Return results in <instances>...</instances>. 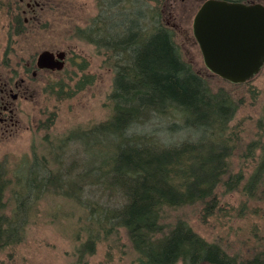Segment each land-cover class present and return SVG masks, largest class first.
Segmentation results:
<instances>
[{
  "label": "trees",
  "instance_id": "obj_1",
  "mask_svg": "<svg viewBox=\"0 0 264 264\" xmlns=\"http://www.w3.org/2000/svg\"><path fill=\"white\" fill-rule=\"evenodd\" d=\"M162 1L102 0L103 9L92 23L76 28L81 38L114 59L110 115L70 131L53 158L35 153L29 165H19L11 217L3 213L11 180L0 162V250L22 240L39 201L50 194L83 208L81 230L87 239L82 255L93 253L100 241L119 245L124 231L138 264H239L222 246L199 235L189 220L171 212L197 206L203 218L225 215L230 210L222 191H240L264 202V141L248 144L254 163L249 173L234 172L228 157L241 140L230 127L235 103L227 90L214 92L183 58L174 29L164 22ZM16 4L12 22L20 27L22 6L19 0ZM153 122L155 129L137 131ZM181 134V140L172 141ZM93 137L98 139L93 142ZM103 139L111 142L109 153L97 163L88 162L91 146ZM71 145L82 152L81 160L56 165ZM257 148H262L260 155L252 154ZM89 191L113 203L94 201ZM241 204V209L248 206ZM259 255L253 264H264Z\"/></svg>",
  "mask_w": 264,
  "mask_h": 264
},
{
  "label": "rangeland",
  "instance_id": "obj_2",
  "mask_svg": "<svg viewBox=\"0 0 264 264\" xmlns=\"http://www.w3.org/2000/svg\"><path fill=\"white\" fill-rule=\"evenodd\" d=\"M16 1L0 0V76L9 69V77L20 80L25 76L24 65L43 50H64L68 57L60 72L40 71L36 80L32 79L31 73L27 76L29 79L15 102L18 123L8 130L0 127V162L11 180L5 192L3 210L9 217L15 209L12 190L16 186L14 172L19 165L23 162L29 165L35 153L39 157L44 153L51 154L53 158L60 153L57 144L70 131L89 128L107 119L112 109L109 96L115 77L114 59L108 51L98 49L76 32L78 27L89 26L102 11V0H38L40 7L26 15L28 21L22 15L24 23L20 27L12 22V15L18 14L15 13ZM203 1L164 0L160 6L164 22L175 31L183 58L207 79L214 92L223 88L233 99L236 113L230 127L238 131L241 140L228 158L234 172L243 170L247 175L254 164L252 155L247 152L248 144L260 139L264 141V69L244 84L230 83L207 69L193 34V19ZM249 1L264 4V0ZM156 127L157 123H148L137 131ZM184 134L172 141L181 140ZM96 139L93 137L92 141ZM106 141L103 139L101 144L91 146L88 162L97 163L109 153L112 145ZM164 141L169 143V139ZM62 151L63 155L58 162H52L53 165L66 167L81 160L82 152L79 153L75 146H67ZM261 151L262 148H257L252 154L260 155ZM89 192L94 201L113 203L108 196L100 199L98 193ZM222 193L230 210L225 215L216 213L203 218L199 216L197 206L171 213L189 220L199 235L222 246L239 264H253L251 259L257 254L264 261V202L240 191ZM47 195L39 201L22 231V240L0 250V264H138L124 231L119 245L100 241L93 253L82 255L80 250L87 239V233L81 230L83 208L62 196ZM244 201L248 206L241 209ZM256 206L261 208L258 212H254ZM73 212L78 215H72Z\"/></svg>",
  "mask_w": 264,
  "mask_h": 264
},
{
  "label": "water",
  "instance_id": "obj_3",
  "mask_svg": "<svg viewBox=\"0 0 264 264\" xmlns=\"http://www.w3.org/2000/svg\"><path fill=\"white\" fill-rule=\"evenodd\" d=\"M193 34L207 69L233 83L244 84L264 68V4L204 0L193 19ZM66 51L43 50L39 69L65 66Z\"/></svg>",
  "mask_w": 264,
  "mask_h": 264
},
{
  "label": "flooded vegetation",
  "instance_id": "obj_4",
  "mask_svg": "<svg viewBox=\"0 0 264 264\" xmlns=\"http://www.w3.org/2000/svg\"><path fill=\"white\" fill-rule=\"evenodd\" d=\"M22 10H20L21 15H25V21H28L27 14H33L36 12V9L40 7V2L38 0H19ZM251 3V1L247 2V4ZM10 11V10H9ZM8 11V14H9ZM55 53H57V50H50ZM37 57L31 62L24 65V77H21L20 80L15 81L13 78H10L7 72H9V69L7 72H5L2 76H0V127L1 129L8 130L11 126L16 125L18 123V119L16 118V106L15 102L20 97V93L22 92V88L24 84L26 83L27 79H29L27 76H32L33 80H36V77L38 76V73L40 71L48 70V71H54V72H60L64 70L63 69H39L37 67ZM68 53L66 52L65 57V65L67 62ZM264 69V68H263ZM262 69V70H263ZM31 79V80H32Z\"/></svg>",
  "mask_w": 264,
  "mask_h": 264
}]
</instances>
